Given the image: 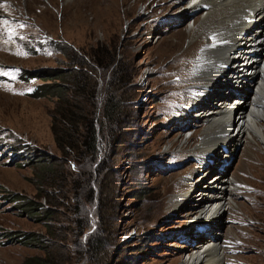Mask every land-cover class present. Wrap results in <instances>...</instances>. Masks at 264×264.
<instances>
[{"label": "rangeland", "instance_id": "obj_1", "mask_svg": "<svg viewBox=\"0 0 264 264\" xmlns=\"http://www.w3.org/2000/svg\"><path fill=\"white\" fill-rule=\"evenodd\" d=\"M179 6L178 0H0V264H22L55 241L71 255L79 247L70 231L77 217L70 183L61 190L29 163L32 157L54 160L68 179L79 172L72 153L65 156L54 144L55 97L30 96L44 80L29 73L77 66L63 49L68 55L87 52L84 59L92 67L88 52L101 43L116 47L118 58L125 60V75L132 74L126 89L135 98L125 102L123 134L105 163L107 179L115 182L106 194L108 219L115 228L104 261L185 264L184 257L201 243L199 234L205 241L212 238L209 230L225 250L219 263L264 264L263 142L244 141L229 152L226 174L237 180L238 203L223 214L220 228L208 225L202 231L190 225L194 208L172 209L178 203L181 207L179 196L190 185L204 189L215 173L201 180L211 152H194L203 146L206 126L199 119L204 110L198 99L209 90L195 84L194 65L208 32L193 42L188 30L201 22L207 14L201 10L207 8L198 5L183 17L180 11L187 4ZM93 75L100 102L106 77ZM196 113L199 120L193 118ZM194 199L185 202L193 207ZM40 206L53 211L45 218ZM84 217L89 225L96 220L91 208ZM48 222L64 229V241L47 233ZM212 257L220 256L207 254Z\"/></svg>", "mask_w": 264, "mask_h": 264}, {"label": "bare ground", "instance_id": "obj_2", "mask_svg": "<svg viewBox=\"0 0 264 264\" xmlns=\"http://www.w3.org/2000/svg\"><path fill=\"white\" fill-rule=\"evenodd\" d=\"M178 2L179 7L187 4V9L180 11L183 17L198 5L207 8L201 10L207 13L201 22L193 28L188 27V30L192 33L190 38L193 42L203 32H208L207 43L194 65V81L198 82L195 84L202 83L205 85L202 89H209L204 90L198 99L199 107L204 111L193 116L198 119L200 114L199 119L205 120L206 124L203 127V146L194 152H211L207 156L209 160H205L201 180L215 173L204 189H200L198 184L192 189L190 185L185 190L187 192L179 196L181 207L178 203L172 209L187 207L189 212V208H194L189 214L190 225H199L205 231L210 228L208 225L220 228L223 214L238 203L234 197L237 180L226 174L229 152L244 141L253 140L257 145L264 143V0ZM180 13L175 17H180ZM200 149L203 150L199 152ZM186 197L195 198V206H188ZM201 222L203 224H199ZM207 232L212 238L205 241L201 236L203 233L199 234L197 240L201 243L193 249L194 253L184 257L185 264H223L219 262L225 250L223 252L213 240L218 235ZM209 253L220 257L208 259Z\"/></svg>", "mask_w": 264, "mask_h": 264}, {"label": "trees", "instance_id": "obj_3", "mask_svg": "<svg viewBox=\"0 0 264 264\" xmlns=\"http://www.w3.org/2000/svg\"><path fill=\"white\" fill-rule=\"evenodd\" d=\"M62 52L66 53L71 65L77 66L49 72L40 71L36 75L29 73L44 80L29 95L55 97L51 111L54 144L65 156L72 153L74 161L79 165V172L68 179L61 170H57L54 160L39 161L32 157L29 163L39 168L42 175H50L51 183H55L61 190L70 183L76 202L73 211L77 215L73 220L75 226L70 231L74 236V243L79 247L71 255L64 244L55 241L44 247V254L27 256L22 264H69L72 260V264H108L104 260L108 256V246L111 244L115 225L108 219L109 204L106 203V194L115 188V182L107 179L105 163L111 158L112 150L123 134L125 118L128 117L125 102L135 99L130 89H126V85L132 81V74H129V78L126 77L127 64L123 58H118V50L110 44L101 43L90 49L88 54L90 61L94 63L92 67L84 59L87 52L83 56L76 52L68 55L64 49ZM93 73L106 77L100 102H97L99 83L97 75L95 77ZM67 174L70 173L67 171ZM44 195L47 202H53L50 194L46 192ZM90 208L96 219L91 225L84 219ZM52 211L44 208L41 216L46 218ZM46 229L53 237L59 236L58 240L64 241L66 238L61 226L55 227L48 222ZM28 239L31 241V237Z\"/></svg>", "mask_w": 264, "mask_h": 264}]
</instances>
